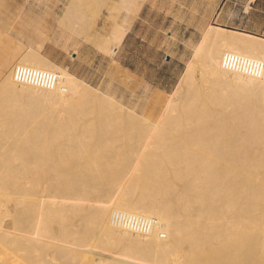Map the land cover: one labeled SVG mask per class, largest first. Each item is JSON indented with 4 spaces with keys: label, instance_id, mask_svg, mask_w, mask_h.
<instances>
[{
    "label": "bare ground",
    "instance_id": "6f19581e",
    "mask_svg": "<svg viewBox=\"0 0 264 264\" xmlns=\"http://www.w3.org/2000/svg\"><path fill=\"white\" fill-rule=\"evenodd\" d=\"M80 9L56 24L78 33ZM14 25L0 30V264H264V77L222 67L225 53L264 62L263 38L205 29L160 122L119 147L121 106L39 52L51 25ZM132 25L125 16L114 53ZM16 66L59 87L18 84ZM114 212L152 231L122 230Z\"/></svg>",
    "mask_w": 264,
    "mask_h": 264
},
{
    "label": "rangeland",
    "instance_id": "374dc122",
    "mask_svg": "<svg viewBox=\"0 0 264 264\" xmlns=\"http://www.w3.org/2000/svg\"><path fill=\"white\" fill-rule=\"evenodd\" d=\"M126 1L0 0L1 31L15 23L19 26L29 17L48 23L54 31L39 52L121 106L123 112L115 116L119 147L135 143L125 131H143L160 122L165 105L160 99L175 90L194 60L205 29L213 25L255 33L264 25V15L257 11L262 6L254 5L251 11L255 0ZM75 5L81 7L74 12L78 33L56 24ZM125 16L131 17L133 25L125 45L114 53L115 33L122 28ZM34 106L41 108L37 102ZM45 111L57 114V121L65 117V112L56 113L50 107Z\"/></svg>",
    "mask_w": 264,
    "mask_h": 264
},
{
    "label": "built area",
    "instance_id": "2783aa9c",
    "mask_svg": "<svg viewBox=\"0 0 264 264\" xmlns=\"http://www.w3.org/2000/svg\"><path fill=\"white\" fill-rule=\"evenodd\" d=\"M222 67L226 71L238 72L253 79H261L264 77L263 61L252 60L237 54L225 53L222 56ZM13 77L14 81L18 84L32 85L45 91L54 90L60 84L59 78L55 73L25 66H16ZM111 222L122 230L141 236H147L153 227V221L151 219L130 213L114 212L111 216ZM161 237L162 240L165 239V236L162 235Z\"/></svg>",
    "mask_w": 264,
    "mask_h": 264
},
{
    "label": "crops",
    "instance_id": "0c3cea01",
    "mask_svg": "<svg viewBox=\"0 0 264 264\" xmlns=\"http://www.w3.org/2000/svg\"><path fill=\"white\" fill-rule=\"evenodd\" d=\"M252 5H253V7L251 8L252 12L255 10L254 5L255 6L258 5V7L262 6V8H258L257 11L264 15V8H263L264 7V0H255ZM241 32H244V33H247V34H250V35H253V36L256 35V36L264 39V25H263V27L260 28V30L258 32H255V33L251 32V31H245V30H243ZM123 42H124L123 45H125L126 38H125V40Z\"/></svg>",
    "mask_w": 264,
    "mask_h": 264
}]
</instances>
